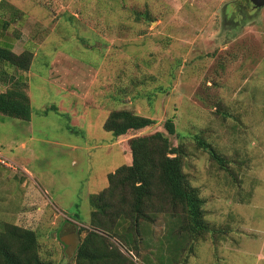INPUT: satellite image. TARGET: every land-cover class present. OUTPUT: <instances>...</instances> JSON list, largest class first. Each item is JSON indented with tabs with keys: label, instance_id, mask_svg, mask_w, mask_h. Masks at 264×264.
<instances>
[{
	"label": "rangeland",
	"instance_id": "1",
	"mask_svg": "<svg viewBox=\"0 0 264 264\" xmlns=\"http://www.w3.org/2000/svg\"><path fill=\"white\" fill-rule=\"evenodd\" d=\"M1 17L14 51L35 53L31 119L0 113V158L12 164L0 162L12 170H0V225L35 229L46 264H76L65 240L73 225L84 227L80 239L92 229L90 195L132 162L131 136L166 132L172 117L178 134L171 141L183 144L185 171L219 231L190 244L185 233L169 236L180 223L158 211L139 220V252L123 236L98 231L129 264H264V7L251 0H0ZM5 67L0 61L7 88ZM119 109L156 122L115 136L104 123ZM199 139L225 156L224 166Z\"/></svg>",
	"mask_w": 264,
	"mask_h": 264
},
{
	"label": "trees",
	"instance_id": "2",
	"mask_svg": "<svg viewBox=\"0 0 264 264\" xmlns=\"http://www.w3.org/2000/svg\"><path fill=\"white\" fill-rule=\"evenodd\" d=\"M7 24L8 20L5 19V26ZM34 53L35 50L32 49L17 53L13 46L0 45V61L6 65L3 73L10 76L12 81L11 85L0 91V113L25 120L31 119L28 78L20 75L18 71L30 69ZM54 108L57 109L56 106ZM155 122L150 116L119 109L110 113L104 127L115 136H121L130 130H140ZM164 127L166 132L158 130L151 134L131 136L128 143L132 162L120 165L110 172L106 188L90 195L89 201L93 208L92 229L83 239H80V233L85 230L84 227L77 229L79 237L74 248L76 264H129L131 258L119 247L110 246L108 237L98 229L113 231L118 236H123L126 243L131 247L135 246L136 252H139L135 244V235L140 241L143 240L139 220L154 219V214L158 211L172 214L180 223L169 236L180 239L185 233L190 244L203 238L211 230L213 233L219 231L215 227L212 228L205 218V200L185 171L186 151L183 144L174 145L169 136L178 134L174 118H168ZM198 142L221 166L225 165V156L210 142L204 139H199ZM155 198L158 200V206L157 209H152L151 204ZM78 206L77 203L76 207ZM115 206L118 208L115 209ZM75 215L81 218L78 209ZM121 223L123 226L119 229ZM38 247L35 229L15 222L2 223L0 264H46L39 255Z\"/></svg>",
	"mask_w": 264,
	"mask_h": 264
},
{
	"label": "crops",
	"instance_id": "3",
	"mask_svg": "<svg viewBox=\"0 0 264 264\" xmlns=\"http://www.w3.org/2000/svg\"><path fill=\"white\" fill-rule=\"evenodd\" d=\"M4 28H5V18L1 17L0 18V42H3V43H5L6 45H9V46H13V50H14L16 41L13 40L12 37H10V35L8 34V30H5ZM18 73L20 75H22L23 77H26V78L29 79V70L28 71H18ZM0 89H1V91L5 90L6 86L5 85H0ZM0 170H4V171H7L9 173H12L11 168H8L6 166H2L1 164H0ZM1 225H0V229H1Z\"/></svg>",
	"mask_w": 264,
	"mask_h": 264
},
{
	"label": "water",
	"instance_id": "4",
	"mask_svg": "<svg viewBox=\"0 0 264 264\" xmlns=\"http://www.w3.org/2000/svg\"><path fill=\"white\" fill-rule=\"evenodd\" d=\"M253 4L257 8L264 7V0H251ZM73 225V224H72ZM78 233L76 230V226L73 225L72 234L67 236V239L65 240L68 243L69 248L74 249L78 243Z\"/></svg>",
	"mask_w": 264,
	"mask_h": 264
},
{
	"label": "built area",
	"instance_id": "5",
	"mask_svg": "<svg viewBox=\"0 0 264 264\" xmlns=\"http://www.w3.org/2000/svg\"><path fill=\"white\" fill-rule=\"evenodd\" d=\"M0 162L4 163L6 165H12V164H9L7 158H5L3 156H2V158H0Z\"/></svg>",
	"mask_w": 264,
	"mask_h": 264
}]
</instances>
